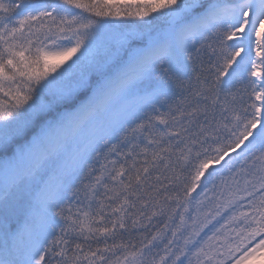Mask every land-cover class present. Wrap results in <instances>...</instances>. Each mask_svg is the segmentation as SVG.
Segmentation results:
<instances>
[{
	"label": "snow or ice",
	"instance_id": "6c2138e0",
	"mask_svg": "<svg viewBox=\"0 0 264 264\" xmlns=\"http://www.w3.org/2000/svg\"><path fill=\"white\" fill-rule=\"evenodd\" d=\"M0 264H264V0H0Z\"/></svg>",
	"mask_w": 264,
	"mask_h": 264
}]
</instances>
